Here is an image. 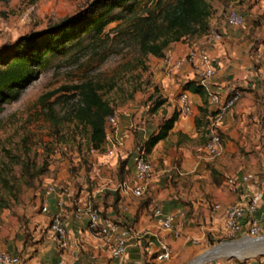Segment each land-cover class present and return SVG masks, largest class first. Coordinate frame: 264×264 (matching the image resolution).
<instances>
[{
  "label": "rangeland",
  "instance_id": "374dc122",
  "mask_svg": "<svg viewBox=\"0 0 264 264\" xmlns=\"http://www.w3.org/2000/svg\"><path fill=\"white\" fill-rule=\"evenodd\" d=\"M94 1L0 0V53L11 50L20 38L46 32L88 9ZM144 1L136 9V14H125L123 19L122 7L116 8L113 14L120 15V18L107 24L100 35H81L78 41L73 38L59 51L47 54L37 76L19 92L18 97L0 101V250L11 252L14 248L15 253L24 258L27 253L32 255L37 252L39 245L48 247L43 242L44 238L52 239L49 234L52 213H43L39 205L43 190L49 185L54 186L51 196L58 195L64 209L84 205L85 209L98 210L92 201L93 191L104 195V200L111 193L116 197L121 182L134 181L131 157L136 148L157 131L165 118L174 111L179 113L183 83L187 80L200 81L197 64L184 63L183 57L201 37L193 36L172 43L170 50L178 49L179 54L171 55L167 51L166 61L140 51L137 28L146 26L144 17L152 14L156 19L160 10L174 0H164L161 5L154 0ZM206 1L211 8L209 20L220 18L226 24L225 18L230 10L244 16L241 25L231 28L245 29L241 42L252 44L251 55H255L253 67L256 71H264V58L257 56L258 49L264 45V0ZM260 81L259 88L250 93L249 109L243 112L237 110L238 106L244 92L251 91L238 86L242 96L228 109V119L223 123L227 125L224 132L218 127V122L225 118L213 120L222 133L220 154L228 138L233 140V146L237 145L240 152L241 159L231 156L226 167L234 169L230 171L234 173L239 166L247 163L250 168L245 173L253 175L248 184L264 192L260 182L264 179V77ZM85 82L99 86L103 99L114 108L115 121H106L107 139L100 150L89 148L88 128L74 116L76 108L81 105L74 86ZM161 100L164 103L152 110L155 103ZM244 106L247 107L246 103ZM194 111L193 107L188 115L179 113L180 120L194 126ZM201 124L206 125L205 119ZM231 130L237 139L230 138L227 132ZM192 135L171 133L156 151V159L151 161L148 156L153 165V176L162 179L160 189L166 200L175 196L176 201L186 207L191 205L190 199L196 203L200 199L204 203L201 206L198 204L196 217L188 212V208L183 215V212L179 213L177 220L183 223L181 234L187 215L194 217L193 223L197 227L206 219L209 223L213 221L211 213L218 206L223 188H226L224 184L219 186L222 173L214 164L220 154L212 156L206 151L208 136L204 137V128H200L199 132L194 130ZM112 144L114 151L108 154L107 147ZM163 154L168 162L164 161ZM191 157L200 161L194 171L197 176L192 179L184 174L180 166ZM124 159L128 164L122 172L120 165ZM210 167L217 173L211 174ZM246 194L250 196L253 192L247 190ZM98 212L102 217L105 214ZM44 214H49L48 218L43 223L38 222ZM255 220L260 227L259 233L264 234V208L261 210L260 204ZM205 232L207 234L195 243L196 248L189 255L180 252L171 259L172 253L170 259L164 262L193 264L204 259L212 250L224 248L233 251L245 240L257 239L249 234L245 225L231 237L221 228ZM257 240L261 241L252 248L242 246L244 251L258 250L255 253L214 255L198 264H264V249H260L264 246V236Z\"/></svg>",
  "mask_w": 264,
  "mask_h": 264
},
{
  "label": "crops",
  "instance_id": "0c3cea01",
  "mask_svg": "<svg viewBox=\"0 0 264 264\" xmlns=\"http://www.w3.org/2000/svg\"><path fill=\"white\" fill-rule=\"evenodd\" d=\"M210 28H215L222 32V39L220 41L214 42L212 44L206 45L207 52L209 53L212 64L216 69L215 76L210 79L211 89L220 93L221 101L225 96L228 95L229 89L232 87L237 88L238 86H243L251 92H244L243 102L238 106V111H247L248 104L250 103V97L252 92L256 91L260 84V78L264 77V71L258 69L257 71L253 67L252 59L255 56L251 55V45L250 43L241 42L245 29L243 31L235 30L225 24V21L220 20V18H214L209 20ZM258 55L260 58H264V45L260 46L258 49ZM171 55L179 54V50H166L165 54L168 52ZM164 60V57L162 58ZM190 101L194 107V117L198 114V106L201 104V98L198 94H192L188 92ZM246 103L247 107L244 106ZM252 103V102H251ZM210 108L214 110L216 107L210 105ZM233 111V110H231ZM232 113V112H231ZM229 112L223 111L220 113L218 119H222V122H218V127L222 128L224 132L227 125H223L224 121L228 119ZM169 117V116H168ZM194 123V121H193ZM222 124V125H220ZM196 130L195 126L192 127L187 123L180 120L178 115V120L175 122L174 127L169 132L168 136L159 141L151 150L147 153L150 160L156 159V151L160 148L161 144L168 139L171 133H176L181 136H193V130ZM197 131V130H196ZM233 130L227 132L230 138L237 139V136L233 135ZM196 134V133H195ZM243 138V137H242ZM239 141L241 142V139ZM239 142V143H240ZM142 145V143H141ZM140 145V146H141ZM223 151L220 156L215 161V168L218 170L220 179L222 178L220 187H223L225 180L223 176L234 169H229L225 164L229 163L232 157L240 158V152L237 150V145L233 146V140H226L223 144ZM231 150V151H230ZM164 161H169L163 154ZM133 157V155H132ZM131 157V166L133 170V161ZM148 158V159H149ZM158 158V157H157ZM200 161H196L195 158L191 157L189 160L184 161L180 166L184 171L185 175H189V178H195L197 172H194L199 166ZM128 164V161H127ZM126 164V168H127ZM250 168L246 164H242L237 168V170L232 173V175H226V178L230 176H242L246 174L245 172ZM227 169H229L227 172ZM218 173V176H219ZM258 175L255 174V179ZM220 181V180H219ZM261 188L264 190V179L261 181ZM162 179L158 176H153L147 191L141 196H135L133 194H123L118 191L116 197L112 195L106 197L104 200V195L97 194L98 191H93L92 201L100 212H104L103 217L110 218L119 223L121 231L120 235L126 240V249L122 255V260L124 264H170L164 261H159L156 259V255L160 250V243L165 242L171 246L174 259L180 252L184 255L190 254L191 250L194 251L196 246L195 243L199 242L201 238L206 235V230H224V207L234 203L236 200L241 198L246 194L247 190H251L253 193L262 192L263 199L260 201L261 210L264 208V192L258 190V187L249 185L248 183L243 185L238 193H233L226 188H223V193L220 199H218V206H215V210L211 213L214 218L212 222L201 223L197 227L193 221L194 217L197 216V208L203 205L200 199L196 203L193 199H190L189 207L182 206L176 201V197H169L168 200L164 198L162 190ZM101 190V189H100ZM191 198V197H189ZM49 208V213L60 211L62 215V222L66 227L67 233V243L66 249H60L57 243L53 242L52 239L44 238V246L48 244L47 248H42L39 245L37 252L30 254H25L24 258H21L22 264H59V262H65L66 264H102L103 262H109V264H116L114 260L111 259L110 253L113 246V239L106 236H97L89 229V216L87 213V208L82 206H76L73 208L64 209L61 205V198L58 195L49 196L46 199ZM91 200L88 201L90 203ZM199 204V205H198ZM154 207H162L164 210L175 213L177 218H179V213L182 215L186 213V208L188 212H192L191 215L184 217L185 228L180 237L175 238L169 231L162 230L158 228L152 218V209ZM49 214H44L38 219L40 223H43L45 219L48 218ZM211 224V226L209 225ZM11 253H15V249L11 250ZM16 254V253H15ZM182 255V256H183ZM172 262V261H171Z\"/></svg>",
  "mask_w": 264,
  "mask_h": 264
},
{
  "label": "trees",
  "instance_id": "16d2710c",
  "mask_svg": "<svg viewBox=\"0 0 264 264\" xmlns=\"http://www.w3.org/2000/svg\"><path fill=\"white\" fill-rule=\"evenodd\" d=\"M153 1V0H151ZM156 4H163L164 0H154ZM226 2L227 0H223ZM144 0H95L88 9L63 20L48 31L20 38V42L6 53H0V101L15 100L19 92L32 81L39 72V66L49 53L59 51L66 42L81 35H100L104 27L120 15L113 14L114 10L122 7V19L125 14H136V9ZM155 19L153 15L144 17L146 26L137 28L138 46L144 54H151L158 58L165 56L166 50L174 42L186 38L202 37L209 29L211 8L206 0H174ZM152 13V12H151ZM141 19L140 16H136ZM80 96V103L74 113L76 120L88 128L89 148L100 150L107 139L106 121L113 116V106L103 99L100 87L91 82L74 86ZM183 91L198 94L201 104L198 114L194 117V126L199 132L204 128V137L208 136L210 117L218 114L210 108L209 95L203 85L196 80H187L183 83ZM164 100L157 101L152 110H156ZM179 113L174 111L159 125L156 132L151 133L142 143L146 153L161 140L165 139L178 120ZM205 119L206 125L201 121ZM221 136L222 133L217 129ZM127 159L122 160L120 168L126 167ZM210 173H217L210 167ZM236 264V263H235Z\"/></svg>",
  "mask_w": 264,
  "mask_h": 264
},
{
  "label": "built area",
  "instance_id": "2783aa9c",
  "mask_svg": "<svg viewBox=\"0 0 264 264\" xmlns=\"http://www.w3.org/2000/svg\"><path fill=\"white\" fill-rule=\"evenodd\" d=\"M226 24L230 27H236L244 22V16L236 11L230 10L226 15ZM222 32L215 28H210L201 38L200 41L194 44L190 51L183 57L184 63L197 64V72L199 75L198 83L203 85L209 95L210 105L216 107L214 111L218 114L214 117H210V123L208 125L209 133L205 144L206 151L212 155L217 156L222 150V140L220 134L217 132L216 121L219 118L221 112L230 109L242 96L239 89L232 87L228 91V95L221 101L220 93L211 89L212 79L216 74V69L212 64L211 57L207 52L206 45L220 41L222 39ZM168 59V55H165L164 61ZM192 112V103L187 91H182L179 96V113L183 116ZM109 122L115 121V115L108 118ZM114 151V145L107 147L108 154H112ZM133 182L123 181L118 186V191L123 194H133L135 196H141L144 194L148 185L153 177V165L148 159V155L144 147L139 146L136 148L133 157ZM253 177L251 174H244L242 176H230L226 178L225 184L233 193H238L243 185L247 184ZM54 192V186H47L42 193V201L39 205L40 210L43 213H49L47 205V197L51 196ZM263 199L262 192L253 193L248 196L243 195L234 203L229 204L224 208V231L229 237L234 236L241 231L245 225L249 231V234L255 237L264 236L260 234V227L256 225L255 215L257 213L258 205ZM89 216V229L97 236H106L113 239V246L111 248L110 257L116 262V264H124L122 255L126 249V240L120 235V225L118 222L102 217L97 209H87ZM152 218L158 228L169 231L173 237L178 238L183 229V223L178 222L177 215L175 213L164 210L162 207H155L152 209ZM49 234L53 240L57 243L60 249H66L67 233L66 227L62 222V215L60 211L52 212L50 215V228ZM172 256V249L168 243L161 242L160 250L156 255V259L159 261H165ZM0 264H22L21 258L15 253L9 251L0 250ZM59 264H66L65 262H59ZM102 264H109V262H103Z\"/></svg>",
  "mask_w": 264,
  "mask_h": 264
},
{
  "label": "bare ground",
  "instance_id": "6f19581e",
  "mask_svg": "<svg viewBox=\"0 0 264 264\" xmlns=\"http://www.w3.org/2000/svg\"><path fill=\"white\" fill-rule=\"evenodd\" d=\"M260 238H263V236L262 237H260ZM260 238H257V239H260ZM251 240V238L250 239H248V241L247 240H245L244 242L245 243H243V244H241L240 246H238L237 248H235L233 251H228V250H226V249H224V248H220V249H215V250H212V251H210V252H208L205 256V258L204 259H202L201 258V261H196L195 263H193V264H198V263H200V262H202L203 260H205V259H208V258H210V257H212V256H214V255H221V254H231V253H240V252H243L244 254H252V253H255L256 251H258V250H245L244 251V247L242 248V246L243 245H246L247 247H251L252 248V246H254L255 245V243H258V242H260L261 240ZM243 249V250H242ZM260 249H264V246H262V247H260Z\"/></svg>",
  "mask_w": 264,
  "mask_h": 264
},
{
  "label": "water",
  "instance_id": "95a60500",
  "mask_svg": "<svg viewBox=\"0 0 264 264\" xmlns=\"http://www.w3.org/2000/svg\"><path fill=\"white\" fill-rule=\"evenodd\" d=\"M225 243H228V242H225Z\"/></svg>",
  "mask_w": 264,
  "mask_h": 264
}]
</instances>
